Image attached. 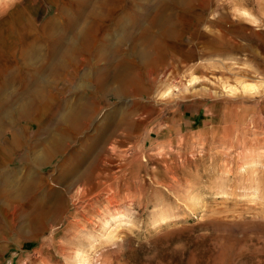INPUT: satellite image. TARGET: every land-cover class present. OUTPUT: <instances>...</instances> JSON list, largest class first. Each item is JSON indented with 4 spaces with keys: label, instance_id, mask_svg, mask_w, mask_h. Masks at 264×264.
Instances as JSON below:
<instances>
[{
    "label": "rangeland",
    "instance_id": "obj_1",
    "mask_svg": "<svg viewBox=\"0 0 264 264\" xmlns=\"http://www.w3.org/2000/svg\"><path fill=\"white\" fill-rule=\"evenodd\" d=\"M97 1H1L0 92L7 93V105L0 104V264H264V0H108L124 15L136 7L146 18L113 31L111 46L121 51L116 58L96 53L92 38L76 43L89 47L93 76L116 60L131 67L122 86L113 82L106 95L94 77L80 79L83 65L79 74L56 78L18 69L20 48L44 38L52 21L67 32L64 51L79 27L70 13L86 18ZM165 9L171 26L148 30ZM104 25L89 37H101ZM148 49L156 56L142 61ZM7 79L16 84L17 97L41 82L53 96L50 112L41 119L11 117L16 90L3 87ZM88 100L89 126L74 134L64 153L30 166L24 155L56 134L64 104ZM118 124L98 163L103 134ZM90 140L97 149L72 179L94 163L99 178L66 191L72 154L86 152ZM28 169L44 180L6 212L4 187L27 182ZM57 195L61 213L40 231L31 229L25 217L33 214L23 211L40 198L42 211L51 208Z\"/></svg>",
    "mask_w": 264,
    "mask_h": 264
},
{
    "label": "bare ground",
    "instance_id": "obj_2",
    "mask_svg": "<svg viewBox=\"0 0 264 264\" xmlns=\"http://www.w3.org/2000/svg\"><path fill=\"white\" fill-rule=\"evenodd\" d=\"M1 1H0V3H1ZM109 1H111V0H109ZM109 3H111V2H109ZM109 3H108V0H98L97 3H95L94 6L91 8V10L86 14V18L77 17L76 16L77 14L73 15L70 13L75 26L77 25L79 27L77 28V33L75 34V36L72 39H69L71 41L68 43V46H66L67 48L64 49V51H60V47H61V43L63 41L65 42L66 37L68 36L67 32L63 31L61 26L56 24V21L50 22L47 25V27L44 29V34H45L44 38H42L40 41L33 39V40H30L29 42H25L23 47L20 48V50L18 52V55H19L18 57L21 59L24 67L22 65L18 69L20 71H22L21 69H23L24 72H28L27 70L29 68L30 69L34 68L36 70H39L40 72L44 71L48 74H52L56 78V77H59L60 75L62 76V74L66 73L67 71L71 72L72 74H77L80 70L79 68H81V66L83 65V66H86V68L84 67L85 72L83 74H81L82 77L80 79L83 80V78L94 77L95 78V85H96V88L98 89L99 93L104 94V95L108 94V92L111 90V85L113 84V82H115L116 84H119V87L122 86V83H124V80L127 78V71L129 72L128 68H131L129 65L126 64V59H121L119 61L116 60V61L112 62V64L110 65L111 69H110V67H105V69L99 71V73L95 72V76H93L94 71L97 68L92 67V64H90L89 59L86 57L87 54L89 55L91 53L90 50H88L89 47L86 48L85 46H81V47L77 46L78 41H83V43H84L87 40V41L91 42L90 38H92L93 42H95L96 47H97L96 53L102 52V56H104L105 58H107L109 55L112 54L111 58L112 59L116 58V56L119 55L121 51L119 52V47L117 49H114L115 47L111 46V40H112L111 34L114 33L113 31H116V30L120 31V29H122L125 26V24L127 23L128 20H130V21L133 20V22H135L137 18L139 20H142V18H143V20L145 21V18H146L145 15L142 18H140L141 16L139 17L138 10H137L138 8L135 7L134 11H132V12L130 11V13L124 15L123 13H120L119 10H118L119 12L117 10H115L116 9L115 6H113V5L109 6ZM4 4L5 3L2 2L0 4V8L5 7ZM80 5L83 6L84 5L83 2H80ZM177 5L178 4H176V6ZM173 6H174V8H173L174 13H172V16H173L172 21L174 24L175 23V16L174 15L176 13L175 9L178 8V6L177 7H175V5H173ZM109 7H112V8H109ZM163 9H164V7H163ZM170 9H171V7H170ZM167 10L161 11L159 13V15H157L152 21H150V27L148 28V30L155 29L154 27L159 28V29L160 28L163 29L164 27L166 28L167 25H168V27L171 26V14H167V13H169V12H167ZM66 14H68V13H66ZM66 21H68V20H66ZM95 22H97V23L95 24ZM100 23L103 25L105 24V25L101 28L98 27V30L102 29L104 31L106 29L105 31H107V32L104 34L102 33L101 37H98V36L89 37L90 35H88V33L91 32L93 29L96 30L97 29L96 27L98 25L100 26ZM136 23H138V22H136ZM139 23L141 24V22H139ZM129 24H130V22H129ZM50 28H51V30H49ZM31 33H33V32H31ZM155 33H153V34H155ZM123 35H124V33H123ZM122 39L123 38H121V40ZM9 40H11V41L13 40L15 42L16 37H14V35H12ZM147 42H148V40H147ZM119 45L121 46L120 43H119ZM15 46H16V44L13 47H15ZM142 46H140V47H142ZM145 46H147V45H145ZM157 49H158V47H156V51H157ZM149 50L150 49L145 50L143 53H141V60L142 61L146 60V59L148 61H150L152 57L156 56L155 49H153V51H151V52ZM138 57H140V56H138ZM69 70H71V71H69ZM110 70H113V71H110ZM68 80H70L73 83L75 81L74 78H72V77H70ZM40 84H41V82H37V84L33 85V87H34L33 90L31 89L30 92H26V93L24 92L25 93L24 95L21 94V95H19L21 97H19V96L17 97V94H19V92H17V91H19V90L16 89V87H15L16 84L12 85L11 80H9V79H7L6 82H4L3 87L10 86V88H9L10 91H11V88L16 90V95L14 94V99L13 100L11 99L12 101L15 100V102H14L15 112L11 113L12 114L11 117H13V118L16 117L17 119H22V120L37 119V118L41 119L43 117L41 115H44V114L47 115V112L48 111L50 112V110L47 109L48 108V106H47L48 102L47 101L49 99H51L50 97H53V96H51V95L49 96L48 94H45L44 91H46V90L45 89L42 90V88L44 86L42 87ZM50 87L53 90L55 86L53 87V85H52ZM50 87H47V88L50 89ZM51 89L49 90L50 92H52ZM7 91H9V90H7ZM6 97H7V93L5 95V93L0 92V104L6 102ZM92 104H94V103H92ZM64 105H65L64 108H66V106H68V108H66L67 111L65 114L60 116V118L58 116L56 119L57 124H58L56 134L53 133L54 136L52 134V136L49 138L46 145L41 147V145H42L41 143L35 144V145L30 147V151L28 152V154L24 155V159H26V158L31 159L30 161H32V162H31L30 166L42 167V165H44L46 162H49L57 154L64 153L69 148V145L72 141V138H73V136H75L74 134H79L80 132H82V130L86 129L89 126L90 123L87 121V120H89L87 118H88L89 114L93 111V106L90 105L89 100L85 104L71 103V102L67 101ZM61 108H63V107L61 106ZM5 109H3V111H5ZM6 116H8V115H6ZM8 121H9V119H8ZM4 124H5V121L2 120V123H0V132H1V127ZM53 125H55V124H53ZM119 125L120 124H118L117 126H119ZM119 128H121V126L115 127V129L110 130L111 132L106 131L103 134L102 143H100V146H98V149H99L98 150L99 151L98 156H97L98 163H99V161L102 160V157L104 156V152H106V150H107L108 138L111 137L116 132H118ZM92 143L93 142L90 140L88 143L89 147H87L86 152L81 153V154L80 153H78V154L73 153L72 154V157H71L72 161H71L70 166L68 165V167H67L66 176H65V178H66L65 180H66V182H68V185L66 187V191L74 188V186L76 185L77 182H83L86 185H92L99 178V175H97V173H96L98 171V170H96L97 166L94 163L95 165L93 164V166L91 168H89V170L84 175L79 176L78 179L76 178L77 180L72 179V177H74V174H76V170H77L76 168L79 165V163L82 161V159L86 155H88L89 153H93L95 151V149H97V147L91 146ZM18 144H19V142L17 143V141H16L15 146L16 145L18 146ZM27 172H28V176H29V179L27 182H25V183L23 181H22L23 183L19 182L21 184H19L18 187L16 186L15 188H7L6 186L4 187L3 192L5 193L6 196H5V200L3 203V206H4L3 208L6 212L10 211L11 207H14V209H16V207H19L36 190L35 186H36L38 180L39 179H41V181L44 180V178L43 179L39 178V175L37 173H35L33 170L28 169ZM61 196L63 197V195H60V197ZM56 197H58V195ZM59 200H60V198L58 197L55 201H53L54 202L53 206H51V208H47L44 211H42L43 210L42 202L44 201L43 198H40V201L38 202L39 204H37L36 207H30V208H28L27 211L25 209V211H23V213H22L23 216L30 214V213L33 214L32 220H30L31 218L25 217V219H27V221L29 222L28 223L29 227L31 229H34L37 231H40V229L45 228L51 219H53L54 217L56 218L59 215V213H61V210L63 207L61 208L60 204L56 205L57 203H59ZM55 207H56V210H54ZM114 229L115 228H113L112 230H114Z\"/></svg>",
    "mask_w": 264,
    "mask_h": 264
},
{
    "label": "crops",
    "instance_id": "obj_3",
    "mask_svg": "<svg viewBox=\"0 0 264 264\" xmlns=\"http://www.w3.org/2000/svg\"><path fill=\"white\" fill-rule=\"evenodd\" d=\"M192 124L195 125V122H191V125H192Z\"/></svg>",
    "mask_w": 264,
    "mask_h": 264
}]
</instances>
